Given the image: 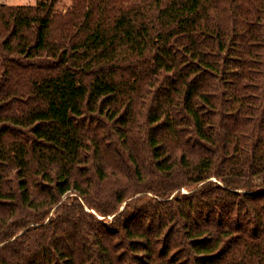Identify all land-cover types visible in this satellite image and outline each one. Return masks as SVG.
Wrapping results in <instances>:
<instances>
[{
  "label": "trees",
  "instance_id": "trees-1",
  "mask_svg": "<svg viewBox=\"0 0 264 264\" xmlns=\"http://www.w3.org/2000/svg\"><path fill=\"white\" fill-rule=\"evenodd\" d=\"M58 1L0 2V264H264V0Z\"/></svg>",
  "mask_w": 264,
  "mask_h": 264
},
{
  "label": "rangeland",
  "instance_id": "rangeland-1",
  "mask_svg": "<svg viewBox=\"0 0 264 264\" xmlns=\"http://www.w3.org/2000/svg\"><path fill=\"white\" fill-rule=\"evenodd\" d=\"M40 0H0L1 3L9 5V6H34L36 5ZM73 0H59L56 5V10L58 12H64L66 11L70 6H72ZM206 18V16H204ZM187 191L185 189L182 190V193H186ZM175 195V194H174ZM69 197H74V195H70ZM68 196L64 198V200H67ZM125 206L122 207V209ZM121 209V210H122ZM53 216V212L50 215L49 218ZM113 219V217L109 218V222ZM48 222V220H47Z\"/></svg>",
  "mask_w": 264,
  "mask_h": 264
}]
</instances>
